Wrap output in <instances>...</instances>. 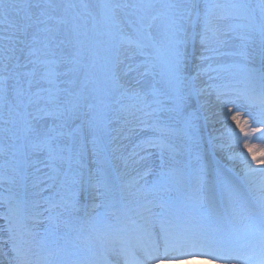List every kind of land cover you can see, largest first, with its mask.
<instances>
[{"label": "snow or ice", "instance_id": "1", "mask_svg": "<svg viewBox=\"0 0 264 264\" xmlns=\"http://www.w3.org/2000/svg\"><path fill=\"white\" fill-rule=\"evenodd\" d=\"M216 124L264 173V0H0V264H264Z\"/></svg>", "mask_w": 264, "mask_h": 264}, {"label": "bare ground", "instance_id": "2", "mask_svg": "<svg viewBox=\"0 0 264 264\" xmlns=\"http://www.w3.org/2000/svg\"><path fill=\"white\" fill-rule=\"evenodd\" d=\"M213 67H215V65H213ZM207 68V67H206ZM209 75L215 76V73H206L204 75L201 76V78L195 82V87L196 88H200L203 87L205 88L208 92H211L212 89L208 88V85L210 84H221V83H231L234 87H238V88H242L243 84L241 83H237L235 81H221V80H210L209 79ZM239 79V77H237V80ZM207 98L209 100L213 99L214 97H202V99ZM232 106V105H229ZM228 106V107H229ZM211 111L213 112H219V116L218 117H214V119H223L224 118V114L227 111V109H224L222 106H214L211 108ZM255 126V125H253ZM215 127L216 129H221V125L220 124H216V125H208V130L212 131V128ZM218 132L221 131H217V132H213V134H217ZM232 133H235L236 131L231 130ZM237 133V132H236ZM228 134V133H226ZM258 135V134H257ZM228 136L232 137L230 134H228ZM218 138V137H217ZM217 143H224V141L222 139H217L216 141ZM250 144H255L257 146V148H264V142H261L259 140H256L252 137H249V142ZM226 144V143H225ZM241 149H242V143L240 145H234L232 151H229V153L233 154L236 156V159L234 162H228L229 166H234L235 169H244L246 167V165L244 163L241 162ZM246 153V150H245ZM248 157L246 154L244 155V158ZM137 167H141V166H137ZM258 167L260 166H256L255 168L258 169ZM259 171V170H258ZM241 173H244V171H241ZM150 179V178H149ZM254 182H256L255 186L252 188V193L253 195H256V193L253 191V189L257 188L259 185L264 184V178H257ZM45 194V193H44ZM118 207V206H117ZM0 225H1V221H0ZM239 225H236V229H238ZM237 233V232H236ZM245 233V229H243V231L238 230V235L241 236L242 238L245 237L244 234ZM94 244H96V242L93 241ZM84 249H87L88 245L87 244H83L82 245ZM84 255H87V252L85 251ZM0 259H3L2 257H0ZM191 264H205L204 261H194L193 263L190 262ZM4 264H7V262L5 261ZM183 264H189V263H183Z\"/></svg>", "mask_w": 264, "mask_h": 264}, {"label": "rangeland", "instance_id": "3", "mask_svg": "<svg viewBox=\"0 0 264 264\" xmlns=\"http://www.w3.org/2000/svg\"><path fill=\"white\" fill-rule=\"evenodd\" d=\"M86 2L91 3V4H98L100 2V0H86ZM90 11H92L94 14H96V13L99 12V9L98 8H93V9H90ZM209 63H212V64H214L216 66V62L215 61H207V62H201L199 60L195 61V64L200 65V67H202V68H205ZM238 103H243V102L242 101H238ZM229 108H231L233 112L235 111V108L233 106H229ZM252 111L255 112V111H257V109L253 107ZM231 130H234V131H236L238 133V129H235L234 127H232ZM220 131L221 132H218L217 134H215V136H217L219 139H222L224 141V143L231 145V147L228 149V152L232 151L233 146L235 145V144L232 143V137H228V134H226V132H224V130L222 128L220 129ZM221 133H224V134L222 135ZM247 142H249V138H247ZM244 159L247 160V161H250V157L249 156L244 158ZM150 162L158 163V158L156 156H153L151 158ZM112 163H113V166L120 164L119 161H113ZM251 166L253 168H255L258 165H256L255 163H252ZM140 168H142V166ZM258 169H259V167H258ZM258 169H257V171L254 174H251V175L247 176V179H245V177H244L245 174L241 173L242 169L238 168V169H236V171L239 173L240 177L244 178V180L249 184L250 187H254L255 184H256V182H254V181L257 178H259V179L260 178H264V173L259 172ZM135 174H136L135 171H131L129 176L126 177V179H131V176H134ZM45 195H47V193H45ZM0 210L3 211L2 208H0ZM194 260L195 259H191V260H188V261H184L183 263L191 264L190 262L193 263Z\"/></svg>", "mask_w": 264, "mask_h": 264}]
</instances>
